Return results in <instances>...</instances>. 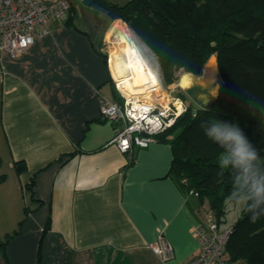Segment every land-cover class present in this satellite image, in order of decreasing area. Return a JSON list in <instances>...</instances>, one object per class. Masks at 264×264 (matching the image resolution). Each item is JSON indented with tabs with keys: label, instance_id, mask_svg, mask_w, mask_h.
I'll list each match as a JSON object with an SVG mask.
<instances>
[{
	"label": "crops",
	"instance_id": "crops-1",
	"mask_svg": "<svg viewBox=\"0 0 264 264\" xmlns=\"http://www.w3.org/2000/svg\"><path fill=\"white\" fill-rule=\"evenodd\" d=\"M69 1L75 27L69 12L27 52L0 51V239L22 231L8 245L10 262L39 264L51 218L40 264H164L150 248L162 235L174 249L168 264H186L200 251L193 229L202 215L169 177L172 146L135 148L126 169L132 158L101 118L102 99L121 102L106 58L120 20L92 0ZM196 77L178 82L189 91Z\"/></svg>",
	"mask_w": 264,
	"mask_h": 264
},
{
	"label": "trees",
	"instance_id": "trees-1",
	"mask_svg": "<svg viewBox=\"0 0 264 264\" xmlns=\"http://www.w3.org/2000/svg\"><path fill=\"white\" fill-rule=\"evenodd\" d=\"M114 21L121 20L143 39L161 63L167 85L181 71L201 75L208 61L216 58L221 81L219 96L208 106L188 107L168 130L155 136L157 143L173 149L169 177L182 193L204 201L224 230L232 227L225 264H264V214L252 219L246 204L235 224L228 225L234 178L220 167L222 149L208 139L200 125L217 120L238 124L260 150L264 165V0H92ZM67 24L74 26L70 11ZM107 58V57H106ZM134 164V159L126 169ZM23 173L25 164L17 163ZM5 176H0V183ZM34 182L27 185V189ZM199 194L196 198L194 194ZM197 202V203H196ZM191 205V206H193ZM30 209H25V223ZM51 228V218L43 237ZM21 228L0 239V254L11 264L7 248ZM42 237V239H43ZM42 239L38 263H41Z\"/></svg>",
	"mask_w": 264,
	"mask_h": 264
},
{
	"label": "built area",
	"instance_id": "built-area-1",
	"mask_svg": "<svg viewBox=\"0 0 264 264\" xmlns=\"http://www.w3.org/2000/svg\"><path fill=\"white\" fill-rule=\"evenodd\" d=\"M70 9L69 0H0V51L14 56L27 52L47 32L51 19L66 20ZM114 81L121 102L102 99L101 118L114 124V143L130 158L135 148L154 144L156 135L171 128L188 111L180 99L164 104L158 99L128 96ZM194 196L199 198L197 193ZM199 214L202 217L193 232L200 241V251L186 264H225L233 228L222 230L205 204ZM150 248L164 264L174 259V249L163 235Z\"/></svg>",
	"mask_w": 264,
	"mask_h": 264
},
{
	"label": "clouds",
	"instance_id": "clouds-1",
	"mask_svg": "<svg viewBox=\"0 0 264 264\" xmlns=\"http://www.w3.org/2000/svg\"><path fill=\"white\" fill-rule=\"evenodd\" d=\"M204 134L223 151L219 161L222 169L230 170L234 178L230 200L246 204V210L255 220L264 214V165L258 150L238 124L217 120L203 122Z\"/></svg>",
	"mask_w": 264,
	"mask_h": 264
},
{
	"label": "bare ground",
	"instance_id": "bare-ground-1",
	"mask_svg": "<svg viewBox=\"0 0 264 264\" xmlns=\"http://www.w3.org/2000/svg\"><path fill=\"white\" fill-rule=\"evenodd\" d=\"M111 35L116 46L110 55L111 71L121 90L128 96L168 101L160 64L145 42L133 30L124 27L121 21L117 22ZM216 63L215 59H210L206 64L204 81L213 82L217 78ZM219 90L217 88L213 95L217 96Z\"/></svg>",
	"mask_w": 264,
	"mask_h": 264
},
{
	"label": "rangeland",
	"instance_id": "rangeland-1",
	"mask_svg": "<svg viewBox=\"0 0 264 264\" xmlns=\"http://www.w3.org/2000/svg\"><path fill=\"white\" fill-rule=\"evenodd\" d=\"M122 25L124 27H126V28L131 29L130 26L127 25L126 23H123L122 22ZM108 41H109V44H110V48L107 49L106 55H107V60L109 62L110 61V55H111L114 47H116V46H115V43H114V39L111 38ZM156 57H157V55H156ZM211 59H215L216 60L215 57H212ZM158 62L160 64V68H161V74H162V79H163V86H164V89L166 91V94L168 95V101L167 100L166 101L165 100H162V101L160 100L164 104H169V103H172V102H176L177 99H180V100L183 101V103L187 107L192 106L194 108L201 109L202 108L201 101H203L205 98L211 97L213 95L214 91L217 88H219V89L221 88V81H220L219 73H218L217 78L213 82L204 81V79H205V73H206V66L203 68V71H202L201 75H199V77H196V81L193 82V84H195V85L189 91L188 90L187 91L184 90L181 87V85L178 82V80L174 84H172V85H167L166 84V81H165V77H164V72H163L161 63L159 61V58H158ZM185 73L186 72H184V71L179 72L177 74L178 79H179V77H180L181 74H185ZM202 78H204V79H202ZM199 95H201V98H198ZM4 170L5 171H8L6 168H4ZM0 174H2V171L0 172ZM207 203H208L207 201H204L203 202V204H205L206 206H208ZM244 207H245V204H233V205L229 206L228 213H227V216H226V219H227V223L226 224H228V225L235 224L236 220L240 217L241 212L244 209ZM3 216H5V214H2L1 211H0V218L3 217Z\"/></svg>",
	"mask_w": 264,
	"mask_h": 264
},
{
	"label": "water",
	"instance_id": "water-1",
	"mask_svg": "<svg viewBox=\"0 0 264 264\" xmlns=\"http://www.w3.org/2000/svg\"><path fill=\"white\" fill-rule=\"evenodd\" d=\"M145 45L153 52V50L146 43H145ZM157 60H158V58H157ZM219 91H218L217 96L212 95L209 98H205L204 101H203V106L208 107L215 100V98H217L219 96Z\"/></svg>",
	"mask_w": 264,
	"mask_h": 264
}]
</instances>
